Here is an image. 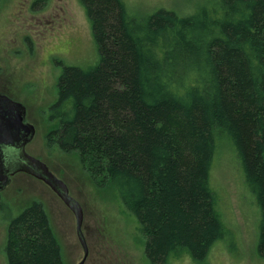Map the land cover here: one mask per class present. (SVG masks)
<instances>
[{
  "label": "trees",
  "instance_id": "obj_1",
  "mask_svg": "<svg viewBox=\"0 0 264 264\" xmlns=\"http://www.w3.org/2000/svg\"><path fill=\"white\" fill-rule=\"evenodd\" d=\"M1 2V0H0ZM99 63L65 67L46 135L118 191L150 264H205L229 231L210 186L217 138L233 147L261 211L264 258V0H200L141 18L124 0H81ZM9 264H64L39 202L14 218Z\"/></svg>",
  "mask_w": 264,
  "mask_h": 264
},
{
  "label": "rangeland",
  "instance_id": "obj_2",
  "mask_svg": "<svg viewBox=\"0 0 264 264\" xmlns=\"http://www.w3.org/2000/svg\"><path fill=\"white\" fill-rule=\"evenodd\" d=\"M136 17L159 9L186 16L200 0H124ZM100 54L81 0H1L0 93L23 104L35 136L26 153L44 163L63 181L84 212L83 233L89 254L85 264H150L148 236L118 191L104 179L91 178L77 154L50 144L49 110L57 100V82L65 67L89 70ZM210 186L216 208L229 234L215 243L205 264H264L259 255L261 211L244 180L238 157L226 140L217 138ZM22 168V165H19ZM43 205L61 246L64 264L85 256L76 218L44 182L18 173L0 193V264H9L6 247L11 221L32 202ZM172 264H197L189 257Z\"/></svg>",
  "mask_w": 264,
  "mask_h": 264
},
{
  "label": "water",
  "instance_id": "obj_3",
  "mask_svg": "<svg viewBox=\"0 0 264 264\" xmlns=\"http://www.w3.org/2000/svg\"><path fill=\"white\" fill-rule=\"evenodd\" d=\"M26 117L27 110L23 104L0 93V192L10 182L9 172L5 169L3 147L19 145L24 157L34 164L33 170H28L27 173L48 185L74 211L78 237L85 252L80 264H85L89 250L82 229L84 223L83 208L70 197L69 189L63 181L51 173L44 163L26 153V145L33 140L36 132L32 124L26 123Z\"/></svg>",
  "mask_w": 264,
  "mask_h": 264
},
{
  "label": "flooded vegetation",
  "instance_id": "obj_4",
  "mask_svg": "<svg viewBox=\"0 0 264 264\" xmlns=\"http://www.w3.org/2000/svg\"><path fill=\"white\" fill-rule=\"evenodd\" d=\"M7 95V94H6ZM9 96V95H7ZM10 97V96H9ZM11 98V97H10ZM13 99V98H11ZM14 100V99H13ZM16 101V100H15ZM26 123H29L27 121V117H26ZM31 124V123H29ZM32 141V140H31ZM30 141V142H31ZM29 142V143H30ZM28 143V144H29ZM27 144V145H28ZM26 145V147H27ZM3 155H4V161H5V169L9 172L8 174L10 175V182L12 181V179L14 178L15 175H17L18 173H27L28 170H33L34 168V164L30 163L23 155V152L21 150V147L19 145H16L14 147L10 146V147H3ZM22 165V168H19V165ZM26 170V171H24ZM28 175H30L29 173H27ZM32 176V175H30ZM34 177V176H32ZM35 178V177H34ZM9 182V183H10ZM7 187V186H6ZM4 187V189L6 188ZM3 189V190H4ZM1 193V192H0ZM70 195V193H69ZM58 196V195H57ZM59 197V196H58ZM70 197L75 200L71 195ZM60 198V197H59ZM61 199V198H60ZM62 200V199H61ZM76 201V200H75ZM62 202L64 203V206L69 210L71 211L73 214H74V217L76 218L75 216V213L74 211L71 209L70 206H68L63 200ZM77 202V201H76ZM79 203V202H78ZM84 214V212H83ZM84 224V223H83ZM76 226H77V222H76ZM83 229V228H82ZM78 234V233H77ZM84 234V233H83ZM85 237V235H84ZM79 238V237H78ZM86 240V238H85ZM80 241V240H79ZM87 242V241H86Z\"/></svg>",
  "mask_w": 264,
  "mask_h": 264
}]
</instances>
